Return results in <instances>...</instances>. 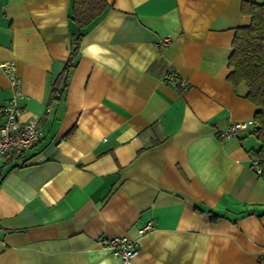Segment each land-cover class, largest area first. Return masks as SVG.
Listing matches in <instances>:
<instances>
[{"label":"crops","instance_id":"crops-1","mask_svg":"<svg viewBox=\"0 0 264 264\" xmlns=\"http://www.w3.org/2000/svg\"><path fill=\"white\" fill-rule=\"evenodd\" d=\"M103 1L79 29L72 0H0V63L22 81L20 121L43 131L22 162L0 160V264H121L98 243L117 237L135 242L131 264H257L258 109L227 62L251 22L241 3L264 0ZM171 71L186 90L164 82ZM9 97L0 71V126Z\"/></svg>","mask_w":264,"mask_h":264},{"label":"trees","instance_id":"trees-1","mask_svg":"<svg viewBox=\"0 0 264 264\" xmlns=\"http://www.w3.org/2000/svg\"><path fill=\"white\" fill-rule=\"evenodd\" d=\"M104 7L103 0H72L71 20L82 29L99 17ZM240 9L242 14L251 17V22L246 27L235 29L232 52L227 62L231 69L227 81L233 86L244 83L248 89L247 101L258 109L252 124L253 135L260 147L251 152V157L260 169L259 177L264 179V4L243 1ZM81 38L80 32L73 38L70 57L63 73L53 84L51 99H55L56 93L61 96L66 89L68 72L77 56Z\"/></svg>","mask_w":264,"mask_h":264},{"label":"built area","instance_id":"built-area-1","mask_svg":"<svg viewBox=\"0 0 264 264\" xmlns=\"http://www.w3.org/2000/svg\"><path fill=\"white\" fill-rule=\"evenodd\" d=\"M168 44V40L162 42V47ZM0 71L9 79L10 97L2 107L3 124L0 126V160L5 158L9 161L22 162L24 155L35 144L39 142L43 135L42 126L37 119L28 122H21L20 100L23 98L22 81L15 73V65L12 62H1ZM164 82L186 90L188 85L183 79L171 71L165 74ZM59 94L56 93L55 96ZM49 112V109L46 110ZM245 124H233L223 137H232L237 130L244 129ZM256 173H260V169L254 163ZM152 229L151 222L145 224L140 230V234H144ZM98 243L102 248L110 251L121 262V264H131L132 260L138 253L137 246L134 241L125 237H117L108 240L98 239ZM257 264H264V253H262Z\"/></svg>","mask_w":264,"mask_h":264}]
</instances>
